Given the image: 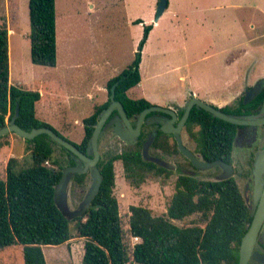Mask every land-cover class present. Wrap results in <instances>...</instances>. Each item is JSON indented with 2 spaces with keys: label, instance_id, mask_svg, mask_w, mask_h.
I'll use <instances>...</instances> for the list:
<instances>
[{
  "label": "trees",
  "instance_id": "16d2710c",
  "mask_svg": "<svg viewBox=\"0 0 264 264\" xmlns=\"http://www.w3.org/2000/svg\"><path fill=\"white\" fill-rule=\"evenodd\" d=\"M28 15L31 61L54 66L55 0H28ZM134 23L144 26L134 57L107 82L108 95L115 84L114 99L122 103L128 117L136 116L152 104L143 97L131 98L127 94L140 80L141 51L152 27L140 18ZM39 99V91L9 83L8 30L0 27V127L6 125L17 109L15 122L21 128L47 126L61 134L36 116L35 104ZM259 100V96L255 97L253 106ZM109 102L108 98L95 106L83 119V138L79 143L73 142L81 151L85 152L98 115ZM243 106L240 102L239 107ZM220 109L234 114L230 106ZM185 128L206 161L229 160L235 124L193 107ZM142 140L140 136L131 147L100 156L97 164L102 176L100 187L84 215L76 218L78 235L85 239L83 264H238L239 245L250 214L232 176L210 180L179 174L164 213L154 215L145 206L131 204L127 210L128 227L123 228L119 203L113 194L114 161H121L125 181L135 187L147 179L165 178L170 174V170L144 159ZM25 141L31 146L32 164L18 168L16 158L11 157L5 167V178L0 179V249L18 244L24 264H47L42 247L62 244L71 237L69 220L54 201V187L61 176L62 165L52 157V143L59 144L44 133ZM59 147L70 153L63 146ZM152 147L168 153L179 152L176 143H171L168 135L160 130ZM49 160L53 167L45 165ZM69 164H73L72 159L65 161V165ZM86 176V172L75 173L72 179L83 185ZM191 215L198 216L190 224L174 222ZM133 236L140 241L132 243Z\"/></svg>",
  "mask_w": 264,
  "mask_h": 264
},
{
  "label": "rangeland",
  "instance_id": "374dc122",
  "mask_svg": "<svg viewBox=\"0 0 264 264\" xmlns=\"http://www.w3.org/2000/svg\"><path fill=\"white\" fill-rule=\"evenodd\" d=\"M157 1L154 6V0H55L56 64L48 66L33 63L30 59L29 34L19 36L17 32L16 36L8 38L11 84L18 83L25 89L43 91L46 117H51L54 127L62 135L79 143L83 136L80 120L90 115L97 104L108 99L107 80L118 75L134 57L144 26L133 24V21L137 18L148 20L152 15L154 19ZM199 1L201 4L193 1L192 5L186 7L185 4H180L178 10L182 11V14L176 19L167 12L162 15L160 25L150 38L148 46L146 44L141 51V55L143 54L141 68L144 77L140 78L141 82L127 91L129 97L139 98L137 90L149 94L154 88L162 92L170 89L175 93L183 92L187 84L178 82L174 85L175 72L173 70L170 72V67L183 63L185 51L187 52L185 59H195L194 66L198 69L193 70V82L202 89H215L214 93H225L226 91H222L220 86L214 85L217 82L219 84L226 76L224 56L215 53L217 43H213V40L218 38L217 31L223 28H227L228 31L233 29L239 39L244 35V38L252 37L251 41L244 43V47L240 46L234 52L233 57L239 67V76L245 77L234 87L235 105L247 92L248 85L256 82L258 76L264 74V56L259 53L261 49L258 46L264 42V14L254 9L257 0H227L233 6L225 4V7L218 11H208L214 1ZM16 3L17 0L12 4L9 2L13 7L11 11L13 15L17 14ZM260 6L264 7V3ZM4 10V0H0V20L5 17ZM188 10L190 11L187 13ZM18 17L21 32L30 33L28 0H19ZM245 51L247 54H243ZM205 55L212 57L203 59ZM154 65L158 66L161 72L166 71L164 73L167 77L166 81L164 80L165 83L160 86L152 84L148 79L149 71L155 69ZM185 70L190 72L191 69ZM208 79L214 83L207 81ZM157 104L176 108L175 105ZM37 115L41 116L39 112ZM76 117L80 121L79 124L76 123L78 121ZM197 129L198 127L194 130ZM181 136L184 145L194 151L195 140L183 131ZM240 143V140L235 142L234 160L238 158L242 147L239 146ZM0 144V179L5 178V167L11 157L16 158L18 168L32 164L31 146L24 138L10 132L0 137ZM132 145V141L121 140L114 134L112 127L107 126L99 136L98 150L100 155L114 154ZM52 146L54 149L52 157L57 159L63 168L67 153L57 144L52 143ZM147 154L163 161L166 165L165 169L170 170V174L165 178L147 179L135 187L125 181L121 161L116 160L113 164L115 174L113 194L119 203L124 229L128 227L127 210L131 204L145 206L154 215L164 213L174 191L175 178L179 174H190L210 180L222 176L219 166L208 169L198 168L189 172L176 168L177 164L185 162L181 154L168 157L152 147L147 150ZM44 163L49 167L54 166L51 160ZM233 176L244 197L243 182L235 174ZM91 184L92 180L88 173L81 186H77L72 176L70 177L66 186V198L60 196L58 203L69 220L71 237L62 244L42 247L47 264H83L85 239L78 235L76 218L82 217L89 205L87 194ZM197 216L191 215L174 222L178 225L190 224L197 219ZM131 242L133 243L132 238ZM0 264H24L21 246L13 244L0 249Z\"/></svg>",
  "mask_w": 264,
  "mask_h": 264
},
{
  "label": "water",
  "instance_id": "95a60500",
  "mask_svg": "<svg viewBox=\"0 0 264 264\" xmlns=\"http://www.w3.org/2000/svg\"><path fill=\"white\" fill-rule=\"evenodd\" d=\"M166 5H167V0L157 1L156 12H155V17H154L155 21L162 14L164 9L166 8ZM114 85H112L111 87L110 103L106 108L102 109L101 112L99 113L98 119L93 126V130H92L90 139L88 141L87 149L85 152L81 151L71 140L66 139L64 136L57 133L50 127L41 126L37 128H32L31 130H25L21 128L15 122V119L18 115L17 109L15 111V114L8 121V124H6L3 127H0V137L10 132L17 134L18 136L24 139H32L35 136L42 134V133L47 134L51 140L63 146L71 154L76 156L79 159L78 160L79 164L83 163V166L72 165V166L63 167L61 171V176L54 187L55 204L64 215L65 213L63 209L61 208V206L59 205L58 199L60 196L64 199L66 198V186L68 185L70 177L73 176V174L84 173L88 169L90 170V177L92 180V184L87 194L88 201L92 200V198L95 196V194L97 193L100 187L102 176L97 166V163L100 159V153L98 150V141H99V136L101 134V131L105 127L108 117L111 115V113L114 110L117 112L114 118V121H112L114 134L118 136L121 140L132 141V142H134L136 140V137L139 135L142 122L147 113L153 111V112H160L163 114L170 115L172 119L167 123V125L161 122L160 131H162L163 133L172 132L176 136L178 150L183 155H185L187 158H189L192 164L199 169H208V168H211L217 165L220 166L225 171V173L221 177L215 180H221V179H225L231 176L232 174L231 165L223 161L222 159H215L212 161H205V160L198 159L195 156V154L183 144L179 131L181 130L182 126L187 120L190 114V111L193 107L198 108V109H203L211 113L213 116L217 118H220L222 120H225L227 122L237 124V125L248 123L247 120H244L240 117H237L231 114H227L223 112L219 107L209 102H206L196 97L195 95H192L186 101L183 107V114L180 117V119L177 121L176 125L173 124V122L176 121L177 119L176 111L171 107H166V106H162L158 104H151L150 106L143 109L139 113V115L136 117L137 118L136 122L133 125L128 115L126 114V111L122 103L119 100L114 99ZM246 101L247 100H245V102ZM152 139H153V136H150V138H148V140L145 142L143 150H142L143 157L145 160L152 161L158 164L159 166H162L165 168L166 165L164 164L163 161L155 157H150L147 154V150H148L149 144ZM263 205H264V201H262V203L260 204L261 208L257 211L256 215L254 216L252 222L250 223L249 227L247 228L245 234L243 235L241 239V242L239 245L238 264H259V263L264 264V255L258 253L257 251H254L252 253L255 239L257 236V232L259 230V226L261 222L260 214L263 213L264 211Z\"/></svg>",
  "mask_w": 264,
  "mask_h": 264
},
{
  "label": "flooded vegetation",
  "instance_id": "af4514ba",
  "mask_svg": "<svg viewBox=\"0 0 264 264\" xmlns=\"http://www.w3.org/2000/svg\"><path fill=\"white\" fill-rule=\"evenodd\" d=\"M246 89H247V92L244 93L239 98V100L237 101V104L236 105L234 104V101L236 99L235 98L232 104H230V107L232 110H234V114H233L234 116L247 120L248 123H245L242 125L235 124L236 128H235V134L233 138V144H232V150L230 153V157H229V160H223V161L231 165L232 167L231 176L234 177L233 175L235 174L243 182L244 192H245V196H244L245 198L243 197V199L249 209V214H250V220L247 223V228H248L254 216L256 215L257 211L261 208L260 204L262 203V201H264V75L259 77L258 80H256V82L249 84ZM257 96L260 97V100L255 106H253L254 103L252 102V100ZM108 98L110 99V95H108ZM245 100L247 101L245 102ZM240 102L244 103L243 107H239ZM183 107L173 108L176 111V115H177L176 121L173 122L174 125H176L177 121L182 116ZM238 110L239 112L236 113V111ZM139 113L136 116L129 117L133 125L135 124L136 119H137L136 117L139 115ZM116 114L117 112L114 110L111 113V115L108 117L105 127L110 126L112 127V130H113L112 121H114ZM171 119L172 117L168 114H163L160 112H153V111L147 113L142 122L140 133L136 137V140L133 143H135L139 139V137L142 136V139H143L142 140V143H143L142 150H143L145 142L148 140V138H150V136H153V139L151 140L149 147H148L149 149L150 147H152V142L155 136L157 135V131L160 130L161 122L167 125V123ZM186 121L184 125L182 126L181 130L179 131L181 139H182V136H181L182 131L183 133H186L188 136H190L185 128ZM195 128H197V126L194 127V129ZM165 134L168 135V140L171 143L175 142L177 146L176 136L172 132H166ZM239 140L241 142L240 143L241 145L239 144V146H242V147L238 154V158L234 160L233 159V148H234L235 142H238ZM154 149H157L161 151L162 153H165L166 156L168 157H174L177 154H181L182 156H184L185 162L182 164L176 163L177 166H175L176 168L180 170L189 172L191 170L193 171V170L198 169L192 164L191 160L187 158L185 155H183L180 151L168 153L158 148H154ZM192 152L195 154V156L198 159L205 160L202 157V154L199 151H197V147H195L194 151ZM71 159H72L73 164H69L65 166H72V165L83 166V163L81 164L78 163L79 159L76 156H74L71 153H68L66 160L71 161ZM86 173L90 175V170L88 169ZM224 173L225 171L221 168V175H223ZM76 185L81 186L77 183ZM90 202L91 201H89V204ZM260 216H261V222H260L259 230L257 232V236L255 239L252 253L254 251H257L258 253L264 255V211L263 213L260 214ZM259 264H263V263H259Z\"/></svg>",
  "mask_w": 264,
  "mask_h": 264
},
{
  "label": "crops",
  "instance_id": "0c3cea01",
  "mask_svg": "<svg viewBox=\"0 0 264 264\" xmlns=\"http://www.w3.org/2000/svg\"><path fill=\"white\" fill-rule=\"evenodd\" d=\"M13 1H16V0H4V5H5V10H4L5 15L4 16L5 17L4 18L2 17L0 20V27L4 26L8 30V38L9 37L13 38L14 36H16L17 32H18L19 36H21V35L25 36V35L29 34V32H27V31L21 32V28L19 26V17H18L19 0H17V3H16L17 4V7H16L17 14L13 15L11 12V11H13V7L10 4H12ZM184 1H191V2L186 3ZM193 1H196L198 4H201V2L199 0H168V4H167L166 9H164L162 14L158 17V19L156 21L154 19H152L153 15L148 20L143 18L142 19L143 22L145 24H152V27L148 33V37L146 39V42L144 43V45L142 47V51H143V48L146 44L148 46L150 38L155 33V30L159 27L160 19L163 17L162 15H164L165 12L173 15L174 18L176 19V18H178L179 15L182 14V11L178 10L179 5L185 4L184 7H186V5H192ZM210 1L211 2L214 1V2H212L213 4L211 6H209L210 9L208 11L221 10V9H223V7H225V4L233 6V4L228 3L227 0H210ZM9 2H10V4H9ZM155 2H156V0H154V6H155ZM263 3L264 2L262 0H257V3L254 4V9H257L258 12L262 13V14H264V7L260 6V5H262ZM175 6H177V7H175ZM9 8H10V11H9ZM154 11H155V8H154ZM189 11L190 10H188L187 13ZM204 12H205V10H204ZM146 21H148V22L152 21V23H146ZM133 24H135L134 21H133ZM136 24L141 25V27L143 25L142 23H136ZM225 29L223 28V29H220L219 31H217V33H219L218 35H216V36H218V38H215L213 40V43L214 44L217 43V48L215 49V51H216L215 53L221 54L224 56L226 76L221 79V82L219 84H218V82H217V84L214 83L211 79L207 80V81L214 83L215 87L220 86L222 88V91H226L225 93H221V94L220 93H214L215 89H208V88L202 89L199 85H197L193 82V77H192L193 70H198V69L196 66H194V64L196 63L195 59H192V60H190V59L186 60L185 59L186 53H187L186 51L183 52V55L185 56L183 63L177 64V65H172L170 67V72L172 70H173V72H175V80L173 81V84L177 85L178 82L187 84L186 89L183 92L175 93L174 90H173V92L170 91L171 89L165 90L164 92H162V91H159V90L154 88V89H152L153 91H151V93H149V94L143 93V91H141V90H137L136 93L139 94L140 97L147 99L152 104L164 103V104H167L170 106L175 105L176 108H182L184 106L185 102L192 95H195L196 97H198L202 100H205V101H207V102H209V103H211V104H213L219 108L225 107V106H230V104H232V102L236 98V94H235V90H234L235 85L238 82L243 81L245 79V77L242 76V78H241L239 76V67H238V64H236V60L233 57L234 52H235L236 48H240V46L244 47L243 46L244 43L251 41L252 37L249 36V37L244 38V36H245L244 35L243 36L244 39L242 38L243 39L242 40V39H239L237 36H235L233 29H231V31H228L227 28H225ZM142 30H143V28H142ZM223 41H224V43H222ZM9 46L10 45H9V39H8V52H10ZM258 46H259V49H261V51L259 53H261L264 56V42L260 43ZM243 54H247V52L245 51V52H243ZM248 54H249V52H248ZM209 55H207V56L205 55L203 59H207V58L212 57V55L211 56H209ZM142 58H143V54L141 55V60H142ZM141 60L139 63V74H140V78L142 79L144 77V75H143L144 73L142 72V68H141ZM156 62H155V65H156ZM155 65H154V67H155ZM188 68L191 69L190 72L185 70ZM152 70L153 71H149L150 74L148 73L149 74L148 79L151 80V83L156 84L157 86H160L163 83H165L164 80L166 81L167 77L164 76V73L166 71L161 72L160 68L158 66ZM9 73H10V70H9ZM263 75L264 74H262L258 77H261ZM111 78H113V77H110L109 79H111ZM108 80H107V82H108ZM105 81H106V79H105ZM170 81H171V79H169L168 82H170ZM139 82H141V81L139 80ZM9 83L10 84L12 83L11 80H9ZM13 85L21 86V84H18V83L13 84ZM133 87H131V88H133ZM229 88H230V90H229ZM37 91H40V90L38 89ZM43 98H44V92L41 91L40 92V99L35 104V114L40 120L45 121L54 127V124L51 121V117H46V115H45L46 112L44 111V109H45L46 103L43 102ZM100 104H102V103H100ZM100 104H97V105H100ZM38 112L41 115L40 117L37 115ZM85 117H87V116H85ZM85 117H83L80 120V121H82L81 125L83 127V135H84L83 119ZM76 119H77V117H76ZM76 119H74V121ZM80 121L78 120L76 123L79 124ZM54 128L56 129V127H54ZM63 136L65 137V135H63ZM82 138H83V136H81V140H82ZM21 252H22V250H21Z\"/></svg>",
  "mask_w": 264,
  "mask_h": 264
},
{
  "label": "built area",
  "instance_id": "2783aa9c",
  "mask_svg": "<svg viewBox=\"0 0 264 264\" xmlns=\"http://www.w3.org/2000/svg\"><path fill=\"white\" fill-rule=\"evenodd\" d=\"M132 239H133V243L140 241V238L137 236H133Z\"/></svg>",
  "mask_w": 264,
  "mask_h": 264
}]
</instances>
